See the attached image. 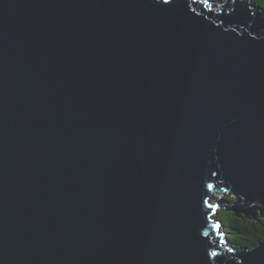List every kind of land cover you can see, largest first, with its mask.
<instances>
[{
	"label": "water",
	"instance_id": "1",
	"mask_svg": "<svg viewBox=\"0 0 264 264\" xmlns=\"http://www.w3.org/2000/svg\"><path fill=\"white\" fill-rule=\"evenodd\" d=\"M221 209L264 218V7L0 0V264H264Z\"/></svg>",
	"mask_w": 264,
	"mask_h": 264
},
{
	"label": "trees",
	"instance_id": "2",
	"mask_svg": "<svg viewBox=\"0 0 264 264\" xmlns=\"http://www.w3.org/2000/svg\"><path fill=\"white\" fill-rule=\"evenodd\" d=\"M215 2L226 0H212ZM257 6L264 7V0H249ZM233 201V198H228ZM220 220L226 232L228 247L234 250H252L264 242V218L258 216L256 220H251L244 216L238 217L232 212L221 213Z\"/></svg>",
	"mask_w": 264,
	"mask_h": 264
},
{
	"label": "snow or ice",
	"instance_id": "3",
	"mask_svg": "<svg viewBox=\"0 0 264 264\" xmlns=\"http://www.w3.org/2000/svg\"><path fill=\"white\" fill-rule=\"evenodd\" d=\"M164 2H165V3H168V2H170V0H164ZM209 7H211V5H209ZM213 207H215V205H213ZM212 227H213L214 229H220L221 225H220L219 223H214V224L212 225ZM204 234H205V235H208L207 232H205ZM210 255L213 256V257H215V256L217 255V253H216V252H211Z\"/></svg>",
	"mask_w": 264,
	"mask_h": 264
},
{
	"label": "rangeland",
	"instance_id": "4",
	"mask_svg": "<svg viewBox=\"0 0 264 264\" xmlns=\"http://www.w3.org/2000/svg\"><path fill=\"white\" fill-rule=\"evenodd\" d=\"M217 198H221V199H223V198H233L232 196H224V197H217ZM234 200V199H233ZM231 202V201H230ZM223 212H228L227 210H220L219 212H218V219H220V217H221V213H223ZM259 216V215H258ZM222 232H226L225 231V228L223 227V229H222ZM226 244H228V242H227V240H226Z\"/></svg>",
	"mask_w": 264,
	"mask_h": 264
}]
</instances>
